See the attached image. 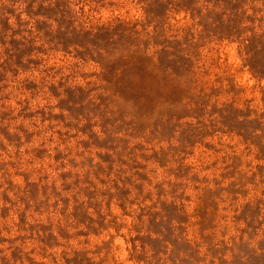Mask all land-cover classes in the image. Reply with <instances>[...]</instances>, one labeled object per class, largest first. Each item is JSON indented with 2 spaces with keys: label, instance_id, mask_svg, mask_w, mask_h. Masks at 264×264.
<instances>
[{
  "label": "rangeland",
  "instance_id": "1",
  "mask_svg": "<svg viewBox=\"0 0 264 264\" xmlns=\"http://www.w3.org/2000/svg\"><path fill=\"white\" fill-rule=\"evenodd\" d=\"M0 264H264V0H0Z\"/></svg>",
  "mask_w": 264,
  "mask_h": 264
}]
</instances>
